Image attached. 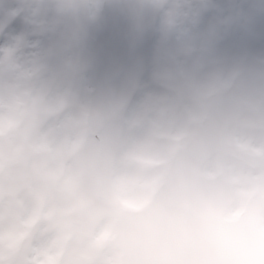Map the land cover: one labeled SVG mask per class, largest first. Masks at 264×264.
Segmentation results:
<instances>
[{"label": "clouds", "instance_id": "obj_1", "mask_svg": "<svg viewBox=\"0 0 264 264\" xmlns=\"http://www.w3.org/2000/svg\"><path fill=\"white\" fill-rule=\"evenodd\" d=\"M0 264H264V0H0Z\"/></svg>", "mask_w": 264, "mask_h": 264}]
</instances>
